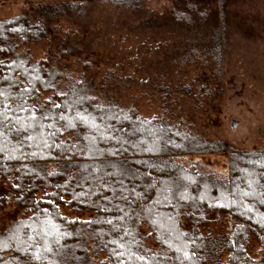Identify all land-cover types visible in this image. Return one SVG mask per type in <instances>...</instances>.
I'll list each match as a JSON object with an SVG mask.
<instances>
[{"label":"trees","instance_id":"1","mask_svg":"<svg viewBox=\"0 0 264 264\" xmlns=\"http://www.w3.org/2000/svg\"><path fill=\"white\" fill-rule=\"evenodd\" d=\"M229 1L173 0L161 18L184 31L226 27ZM46 26L0 21V190L10 193L0 209L13 203L27 216L0 233V264H264V150L100 101L63 77L55 49L39 62L20 52L49 39ZM220 155L223 177L184 162Z\"/></svg>","mask_w":264,"mask_h":264},{"label":"rangeland","instance_id":"2","mask_svg":"<svg viewBox=\"0 0 264 264\" xmlns=\"http://www.w3.org/2000/svg\"><path fill=\"white\" fill-rule=\"evenodd\" d=\"M172 6L173 0H0V21L24 16L33 25L45 22L49 39L22 45L20 52L39 62L55 49L63 77L106 104L240 152L264 150V0H230L226 27L185 31L161 18ZM237 22L242 28L235 31ZM226 159L184 162L223 177ZM9 194L3 186L0 197ZM62 211L70 219L93 218ZM26 217L13 203L0 209V233ZM141 237L159 251L147 227ZM256 247L252 241L250 253L258 259Z\"/></svg>","mask_w":264,"mask_h":264},{"label":"snow or ice","instance_id":"3","mask_svg":"<svg viewBox=\"0 0 264 264\" xmlns=\"http://www.w3.org/2000/svg\"><path fill=\"white\" fill-rule=\"evenodd\" d=\"M248 193H245V195H247Z\"/></svg>","mask_w":264,"mask_h":264}]
</instances>
